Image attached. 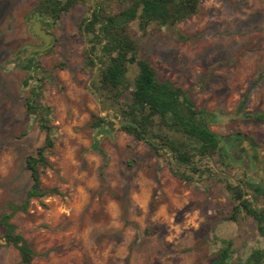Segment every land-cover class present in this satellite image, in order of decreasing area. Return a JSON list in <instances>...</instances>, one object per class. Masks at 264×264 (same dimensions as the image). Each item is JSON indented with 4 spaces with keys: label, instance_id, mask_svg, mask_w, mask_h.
Listing matches in <instances>:
<instances>
[{
    "label": "rangeland",
    "instance_id": "374dc122",
    "mask_svg": "<svg viewBox=\"0 0 264 264\" xmlns=\"http://www.w3.org/2000/svg\"><path fill=\"white\" fill-rule=\"evenodd\" d=\"M35 2L0 0V214L23 198L24 157L43 140L24 108L32 89L49 106L53 126L50 166L40 179L59 193L30 199L11 218L34 251L30 264H209L226 239L230 261L247 264L249 252L264 244L251 217L227 219L231 202L222 183L264 187V120L249 116L264 114V0H201L196 13L172 26L150 22L140 30L136 19L129 23L137 55L205 112L229 155L226 169L215 157L201 158L212 172L191 181L172 175L168 153L152 156L142 140L118 129L117 118L90 127L91 114L115 113L91 84L94 67L84 65L80 26L92 0L75 3L55 22L38 17ZM31 20L52 35L38 54L29 46L43 40L30 30ZM135 71L128 66L129 79ZM237 132L242 142L234 150ZM2 232L0 225V264H18Z\"/></svg>",
    "mask_w": 264,
    "mask_h": 264
},
{
    "label": "trees",
    "instance_id": "16d2710c",
    "mask_svg": "<svg viewBox=\"0 0 264 264\" xmlns=\"http://www.w3.org/2000/svg\"><path fill=\"white\" fill-rule=\"evenodd\" d=\"M79 1L82 0H36L32 10L38 17L55 22ZM200 1L92 0L89 14L80 26L85 42L84 65L94 67L95 63L98 64L91 84L99 98L115 108L114 118L130 122L119 124L118 129L142 140L150 154L156 158L164 152L168 153L170 173L183 181H191L195 175L212 172L210 166H200L201 158L205 159L207 155L215 157L216 166L226 169L229 155L219 144L217 135L208 127L205 112L197 109L191 97L179 86L169 80H158L149 61L137 55V45L130 33L129 23L136 19L140 30L150 22L172 26L196 13ZM116 5L117 8H114ZM131 64L135 65L136 71L132 79H129L127 72ZM36 97L37 93L32 89L24 100V108L28 115L36 119L43 140L24 157L29 184L23 198L16 203L7 202L0 214V225L3 228L1 238L3 243L16 249L18 264H30L34 251L16 231L12 216L16 212H25L32 198L59 193L55 186L44 187L41 184V173L50 166L48 156L53 150L54 137L51 110L48 105L36 101ZM90 116L92 128L114 125L108 115ZM249 116L264 120L262 113ZM236 141L242 142L238 132L232 138L234 150ZM247 145L253 152L252 145L249 142ZM96 149L104 157L103 151ZM259 149L264 152L263 146H259ZM260 184L243 180L224 181L222 187L231 202L227 219L235 221L239 214L251 217L264 244V187ZM258 197L263 201L260 205L255 204ZM230 247V240H222V245L209 264H237L236 261H230ZM246 262L264 264V248L251 250Z\"/></svg>",
    "mask_w": 264,
    "mask_h": 264
},
{
    "label": "water",
    "instance_id": "95a60500",
    "mask_svg": "<svg viewBox=\"0 0 264 264\" xmlns=\"http://www.w3.org/2000/svg\"><path fill=\"white\" fill-rule=\"evenodd\" d=\"M33 17H34V14H31V18H33ZM31 21L34 23H32V25L30 26V30L35 35H37L38 37H40L43 40V44L40 46H29L31 48V51H30L31 53L38 54L39 52L44 51L45 49H47L51 45L52 35L48 32H45L43 29L40 28V24H41L40 21H34V20H31ZM97 66H98V64L95 63V66L93 68L94 72L96 71ZM108 116H109V118L114 119L113 114H109ZM114 120L118 124L130 123L127 120H117V119H114ZM145 140H148V138H145ZM207 157H208V155H207Z\"/></svg>",
    "mask_w": 264,
    "mask_h": 264
},
{
    "label": "flooded vegetation",
    "instance_id": "af4514ba",
    "mask_svg": "<svg viewBox=\"0 0 264 264\" xmlns=\"http://www.w3.org/2000/svg\"><path fill=\"white\" fill-rule=\"evenodd\" d=\"M40 43H42L41 40H39V43H38V44H40ZM29 66H30V68L32 67V64H31L30 62H29ZM34 69H35V68L32 67V70H34ZM261 153L264 155V152L261 151Z\"/></svg>",
    "mask_w": 264,
    "mask_h": 264
}]
</instances>
